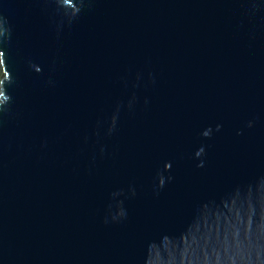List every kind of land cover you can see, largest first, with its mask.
<instances>
[{"label":"water","instance_id":"1","mask_svg":"<svg viewBox=\"0 0 264 264\" xmlns=\"http://www.w3.org/2000/svg\"><path fill=\"white\" fill-rule=\"evenodd\" d=\"M0 264H264V0H0Z\"/></svg>","mask_w":264,"mask_h":264}]
</instances>
